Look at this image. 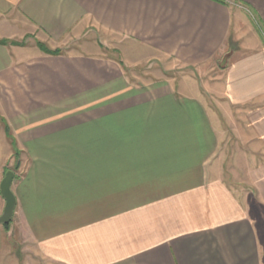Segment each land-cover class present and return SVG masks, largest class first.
I'll list each match as a JSON object with an SVG mask.
<instances>
[{"label": "crops", "instance_id": "0c3cea01", "mask_svg": "<svg viewBox=\"0 0 264 264\" xmlns=\"http://www.w3.org/2000/svg\"><path fill=\"white\" fill-rule=\"evenodd\" d=\"M9 169L0 264H264V0H0Z\"/></svg>", "mask_w": 264, "mask_h": 264}, {"label": "rangeland", "instance_id": "374dc122", "mask_svg": "<svg viewBox=\"0 0 264 264\" xmlns=\"http://www.w3.org/2000/svg\"><path fill=\"white\" fill-rule=\"evenodd\" d=\"M247 42L251 43V39L248 38ZM225 63H226V57H222V59L217 62V67L224 66ZM192 71H188V70L185 71V69L174 70L173 72L166 73V75L171 76V75H177V74L179 75V74L184 73V72H186V73L191 72V73H193L194 76L198 77L197 72L196 71L192 72ZM206 99L208 101V104L210 103L209 105H210V109H211V115L214 116V122H216L215 123L216 126L225 132L223 138L228 139V141H229L227 143V163L225 164V168H224L225 174L224 175H225L227 181L230 184H232L233 187H235L239 190H240V188L245 190L248 187H246L244 185L242 186L241 184H239V181H238V180H241L243 178V175H241V172L244 171V168H241L240 165L251 163V161L254 160L253 156H251L252 153L251 152L248 153L247 151L246 152L242 151L239 153L238 150L241 149V147H239V144L236 143V140H235V138H234V136L230 130L231 128H234V126H235V122H236L235 119L234 120L231 119V120L227 121L224 118L222 111L219 109V107L215 103L214 99H211L210 97H207ZM231 108H232L233 117H234L235 116V114H234L235 107L233 106ZM243 149L244 148L242 147V150ZM17 170H18V163L15 162V171H17ZM236 174H239L240 178H237ZM262 257L264 260V252L262 253ZM36 262H37L36 264H45L44 262H42V260L40 262H38V261H36Z\"/></svg>", "mask_w": 264, "mask_h": 264}, {"label": "water", "instance_id": "95a60500", "mask_svg": "<svg viewBox=\"0 0 264 264\" xmlns=\"http://www.w3.org/2000/svg\"><path fill=\"white\" fill-rule=\"evenodd\" d=\"M13 177L14 172L13 170L9 169L4 173V176L0 182V195L4 199L3 210L0 214V224H8L14 213L16 199L11 190Z\"/></svg>", "mask_w": 264, "mask_h": 264}, {"label": "trees", "instance_id": "16d2710c", "mask_svg": "<svg viewBox=\"0 0 264 264\" xmlns=\"http://www.w3.org/2000/svg\"><path fill=\"white\" fill-rule=\"evenodd\" d=\"M42 47V46H41ZM58 52V50L55 51H51V53L56 54Z\"/></svg>", "mask_w": 264, "mask_h": 264}]
</instances>
